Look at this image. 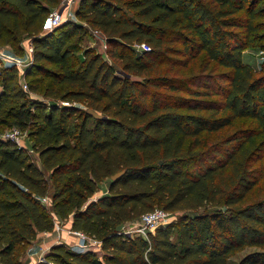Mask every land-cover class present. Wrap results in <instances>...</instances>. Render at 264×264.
Instances as JSON below:
<instances>
[{"label":"trees","instance_id":"1","mask_svg":"<svg viewBox=\"0 0 264 264\" xmlns=\"http://www.w3.org/2000/svg\"><path fill=\"white\" fill-rule=\"evenodd\" d=\"M58 1L0 0V40L13 46L31 29V67L59 66L46 75L48 103L26 97L15 66L0 69V125L35 119L28 137L42 166L0 140V264H23L37 233L68 219L70 230L100 240L102 253L60 243L37 264H228L250 247L257 250L237 264H264V199L242 205L264 153V140L256 143L264 75L243 61L261 26V0H80L75 16L103 35L119 74L95 51L77 54L66 29L77 27L72 21L39 35ZM141 43L149 51L134 49ZM201 54L199 73L182 81L170 75ZM212 62L225 71L208 70ZM56 99L84 101L102 118ZM238 118L254 127L196 150L204 134ZM103 182L106 193L92 200ZM156 208L184 213L147 238L123 232Z\"/></svg>","mask_w":264,"mask_h":264},{"label":"rangeland","instance_id":"2","mask_svg":"<svg viewBox=\"0 0 264 264\" xmlns=\"http://www.w3.org/2000/svg\"><path fill=\"white\" fill-rule=\"evenodd\" d=\"M80 0H77L76 4L72 7L73 15L71 17H68L65 21L61 22L62 25H66L70 23V21L77 24L76 26H67L66 29H69V31L72 33L70 37V43H73L75 47L78 48L77 54H81L84 50H92L96 53L102 55L103 59L106 60L108 63L114 65V67L118 70L119 73H123L120 71V65L118 64V61L114 58H112L108 51L107 47L104 48V37L102 34L96 33L97 30L93 29L86 21L80 20L75 16V13L78 9ZM258 9H262L263 16L261 18L256 19V22L261 23L260 29L256 31L252 38L250 46L244 50L243 52V61L248 64L255 76L264 75V0H261V2L258 4ZM65 5L63 4V0H59L58 3L54 6L50 7L51 11H58L62 12V14L65 11ZM53 30L50 29V23L48 16L46 17V25L44 26V29H42V32H39V35H41L43 32H52ZM34 32L31 31V29H27L23 35H21V38L19 40L18 44L11 45L10 42H6L5 39L0 40V49H2L6 54H9L10 56L17 57V59L25 60V48L32 44V38L34 37ZM203 59V54H201L198 59L194 61V65L191 64L189 67L183 69L181 67H173V69L169 68L170 75H174L177 78V81H182L184 78L195 75L200 72V64ZM203 62V61H202ZM42 70L34 69L32 68V61L28 63V65L23 68V74L18 78V83L21 85L26 84L27 90L24 91L25 95L29 99H36L39 101H43L45 103L51 102L54 99L44 96L43 90L49 83L48 77L46 78V75L50 72L57 73L59 72V66L55 64H50L46 62L40 63ZM5 64L0 61V69L3 68ZM27 69L29 72L27 73ZM158 69L165 70L167 69L166 65L159 66ZM212 69L213 71L218 72H224L225 69L220 67H215L214 63L208 64V70ZM155 69L149 73L145 74L147 76H153L155 74ZM129 77H131L132 80H143V76H135L132 74H129ZM175 78V80H176ZM31 83L34 88L30 89L28 84ZM179 83V82H178ZM181 84V83H179ZM21 85V86H22ZM1 90V89H0ZM169 92L168 90H162ZM170 93V92H169ZM172 95H183L180 91H176L172 93ZM58 104H61L62 101L59 99H56ZM67 102L70 105L76 107L77 109H81L84 111H88L87 104L84 101H63ZM93 110V109H92ZM100 114L101 112H97ZM101 115V114H100ZM4 123L0 125V140L10 144H14L19 148L27 149L28 153L31 155L32 160L39 166H41V163L39 162L37 153L33 152L30 148L31 141L28 137L29 131L33 129L32 123H35V119L31 120V123L25 126L24 123H22L23 120H14L11 118H4ZM254 127V123L251 121V119L247 118H238L234 121L232 127L225 128L223 130H220L215 133L211 134H204L202 139V144L199 148L196 150L202 151L206 148L210 147L211 144L219 142L223 137L229 136L231 134L236 133L238 130L246 129V128H252ZM13 132H17L18 134V141H15L12 138H9L8 135H10ZM261 133V132H260ZM258 135L256 137V143L264 140V131L261 133V135L258 132ZM187 147L191 145V139L187 140ZM264 147V143H263ZM252 168L255 171V177H256V184L255 186L247 193L244 201L242 202V205H246L248 203H251L253 201L264 199V153L263 157L260 159L259 162H256ZM107 189V182H103L100 185L99 191L92 197L93 199H96V197L102 195L103 193H106ZM45 203H47L48 199L43 200ZM201 212L203 210H200ZM199 211V212H200ZM169 214L168 220L166 224L173 222L177 219L178 216L182 215L184 211H181L179 209L167 211ZM139 224V218L134 219L130 222H127L124 225V229L130 230L131 228H135ZM164 224V225H166ZM163 225V226H164ZM62 233H66L67 229L62 228ZM74 248V247H73ZM74 249H78L75 247ZM257 249L254 247L245 248L241 251L236 252L234 255H232L228 259V264H237L246 254L256 251Z\"/></svg>","mask_w":264,"mask_h":264},{"label":"built area","instance_id":"3","mask_svg":"<svg viewBox=\"0 0 264 264\" xmlns=\"http://www.w3.org/2000/svg\"><path fill=\"white\" fill-rule=\"evenodd\" d=\"M77 0H63V4L65 5V11L62 14V12L58 11H51L48 14L49 23H50V29H54L57 26L61 24L62 21H65L68 19V17H71L73 15L72 7L76 4ZM96 33L101 34L99 31H96ZM106 47L105 40H104V48ZM134 49L137 51H149V47L144 44H135ZM32 53H33V47L32 44H29L25 48V60L17 59V57L10 56L9 54H6L2 49H0V61H2L6 65H13L17 68L18 76L20 77L23 74V68H25L29 62L32 61ZM22 85V84H21ZM22 88L24 90H27V85L23 84ZM61 105H70L67 102H61ZM18 133L13 132L9 136V138L14 139L15 141H18ZM169 214L166 210L161 208H156L150 212H147L143 214L139 218V224L135 228H131L130 230H126L123 227V232L126 234H136L139 236H142L144 238H147L148 234L152 233L156 228L163 226L166 224L168 220ZM54 228L57 232V236L59 241H61L62 236V228L59 226L56 222L54 223ZM67 234L76 236L78 239V242L73 243L72 246L77 247L79 250L84 251H94L96 253L101 254L102 248H101V241L95 238H92L85 233L81 231H72L68 230L66 231ZM43 257L39 259L42 260Z\"/></svg>","mask_w":264,"mask_h":264},{"label":"crops","instance_id":"4","mask_svg":"<svg viewBox=\"0 0 264 264\" xmlns=\"http://www.w3.org/2000/svg\"><path fill=\"white\" fill-rule=\"evenodd\" d=\"M97 198V197H96ZM57 221V220H56ZM61 228L71 229V219L56 222ZM61 241H59L55 228L50 232L37 233L36 239L27 247L23 256V264H37L39 259L46 255L50 249L60 243L71 245L78 242L76 236L61 233Z\"/></svg>","mask_w":264,"mask_h":264},{"label":"water","instance_id":"5","mask_svg":"<svg viewBox=\"0 0 264 264\" xmlns=\"http://www.w3.org/2000/svg\"><path fill=\"white\" fill-rule=\"evenodd\" d=\"M87 113L90 114L91 116H93L96 119L102 118V115L98 114L97 112H95L92 109H88ZM123 174H124V171H120L118 173H115L114 175H112L110 177L111 182L117 181Z\"/></svg>","mask_w":264,"mask_h":264}]
</instances>
